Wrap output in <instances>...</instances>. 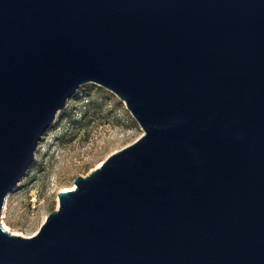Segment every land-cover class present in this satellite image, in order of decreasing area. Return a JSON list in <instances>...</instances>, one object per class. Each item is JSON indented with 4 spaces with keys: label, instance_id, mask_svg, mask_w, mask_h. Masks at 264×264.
I'll return each instance as SVG.
<instances>
[{
    "label": "water",
    "instance_id": "water-1",
    "mask_svg": "<svg viewBox=\"0 0 264 264\" xmlns=\"http://www.w3.org/2000/svg\"><path fill=\"white\" fill-rule=\"evenodd\" d=\"M88 83L145 134L12 235L7 198ZM0 264H264V0H0Z\"/></svg>",
    "mask_w": 264,
    "mask_h": 264
},
{
    "label": "rangeland",
    "instance_id": "rangeland-1",
    "mask_svg": "<svg viewBox=\"0 0 264 264\" xmlns=\"http://www.w3.org/2000/svg\"><path fill=\"white\" fill-rule=\"evenodd\" d=\"M144 134L117 95L96 83L83 85L41 141L29 174L7 198L2 227L5 221L19 236H35L58 209L64 189Z\"/></svg>",
    "mask_w": 264,
    "mask_h": 264
},
{
    "label": "bare ground",
    "instance_id": "bare-ground-1",
    "mask_svg": "<svg viewBox=\"0 0 264 264\" xmlns=\"http://www.w3.org/2000/svg\"><path fill=\"white\" fill-rule=\"evenodd\" d=\"M102 164H103V162L98 166V168H99ZM75 189H76V185H73V187L68 188V189H64L62 192L73 191V190H75ZM59 204H60V203H58V208H59ZM4 219H5V213H4ZM3 227H4L3 229H4L5 231L11 233L12 235H17V236H19L17 233H15L14 231L11 230V228L6 224L5 221H3ZM20 236H22V237H26V236H24V235H20ZM26 238H28V237H26Z\"/></svg>",
    "mask_w": 264,
    "mask_h": 264
}]
</instances>
